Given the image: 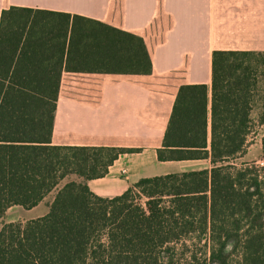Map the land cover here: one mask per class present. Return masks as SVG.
<instances>
[{
	"label": "trees",
	"instance_id": "16d2710c",
	"mask_svg": "<svg viewBox=\"0 0 264 264\" xmlns=\"http://www.w3.org/2000/svg\"><path fill=\"white\" fill-rule=\"evenodd\" d=\"M32 13L0 17V218L34 208L68 176L82 181L63 185L44 217L2 226L0 264H264V135L262 166L232 163L264 125V53L213 52L209 110L206 85L178 89L157 160L208 169L140 179L106 199L87 181L134 150L52 144L62 57L69 71L148 76L149 53L142 38L79 16L52 46L57 36ZM255 86L256 124L244 105Z\"/></svg>",
	"mask_w": 264,
	"mask_h": 264
},
{
	"label": "crops",
	"instance_id": "0c3cea01",
	"mask_svg": "<svg viewBox=\"0 0 264 264\" xmlns=\"http://www.w3.org/2000/svg\"><path fill=\"white\" fill-rule=\"evenodd\" d=\"M11 7L32 10L30 19L44 28L48 39L57 36L48 40L52 46L60 45V27L67 22L70 26L73 16L143 39L152 63L148 76L69 71L66 55L62 57L52 144L134 150L121 154L105 177L87 181L94 195L106 199L140 179L208 169L207 160H157L178 89L206 85L209 110L213 52L264 53V0H0V17ZM49 65L54 67V59ZM245 95L249 119L256 124L257 86ZM247 156L248 149L235 161L252 163ZM81 181L75 175L66 177L32 209L10 207L0 218V229L44 217L63 185Z\"/></svg>",
	"mask_w": 264,
	"mask_h": 264
},
{
	"label": "rangeland",
	"instance_id": "374dc122",
	"mask_svg": "<svg viewBox=\"0 0 264 264\" xmlns=\"http://www.w3.org/2000/svg\"><path fill=\"white\" fill-rule=\"evenodd\" d=\"M252 139L249 141V148H248V156L246 160H252L258 166L263 165V161L261 160V145L260 139L264 135V125L257 127L256 130H253ZM240 161H233L234 165L239 166ZM63 183V182H62ZM61 185V184H60Z\"/></svg>",
	"mask_w": 264,
	"mask_h": 264
}]
</instances>
